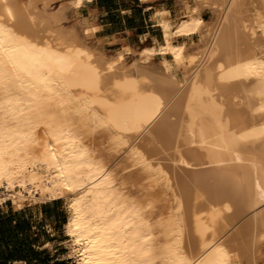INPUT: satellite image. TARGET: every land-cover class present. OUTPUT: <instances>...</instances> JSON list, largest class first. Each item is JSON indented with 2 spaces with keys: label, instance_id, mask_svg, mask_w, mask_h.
Returning a JSON list of instances; mask_svg holds the SVG:
<instances>
[{
  "label": "bare ground",
  "instance_id": "bare-ground-1",
  "mask_svg": "<svg viewBox=\"0 0 264 264\" xmlns=\"http://www.w3.org/2000/svg\"><path fill=\"white\" fill-rule=\"evenodd\" d=\"M56 1L0 0V203L64 199L76 264H264V0L183 1L128 66Z\"/></svg>",
  "mask_w": 264,
  "mask_h": 264
},
{
  "label": "crops",
  "instance_id": "crops-1",
  "mask_svg": "<svg viewBox=\"0 0 264 264\" xmlns=\"http://www.w3.org/2000/svg\"><path fill=\"white\" fill-rule=\"evenodd\" d=\"M57 1L53 4L68 2ZM183 1L192 0H89L81 2L78 17L71 13L76 21L86 19L88 25L96 26L89 38L93 45L110 55L120 53L128 58L136 57L144 47H157L163 42L160 21H170L174 30L184 15ZM163 11L166 15L161 14ZM200 16L205 22L214 17L207 9H202ZM175 37L173 43L185 42L188 47L199 40L198 34L191 39ZM153 58L160 62L158 55ZM67 218L63 204L54 200L42 202L35 210L0 204V264H64L54 247L61 243L55 237Z\"/></svg>",
  "mask_w": 264,
  "mask_h": 264
},
{
  "label": "rangeland",
  "instance_id": "rangeland-1",
  "mask_svg": "<svg viewBox=\"0 0 264 264\" xmlns=\"http://www.w3.org/2000/svg\"><path fill=\"white\" fill-rule=\"evenodd\" d=\"M195 0H192V1H187V2H189V3H193ZM80 4H81V2H80ZM60 5V3L59 4H52L49 8H48V10H47V12H50V11H52L54 8L55 9H57L58 8V6ZM57 7V8H56ZM79 8H80V5H79ZM54 9V10H55ZM208 11H209V14H210V17L212 16V14L214 15V17L213 18H215L216 17V13L215 12H213V10H211V9H208V8H206ZM71 12H69L68 13V19H66L64 22H63V28H71V26L72 25H78V23H79V21L77 20L76 21V19L73 17V14H72V16H71ZM78 17V16H77ZM213 18L211 19V21L213 20ZM78 22V23H77ZM205 22V21H204ZM75 23H77V24H75ZM205 23H208V22H205ZM210 23V22H209ZM79 26V25H78ZM66 28V29H67ZM96 30V26H94V31ZM91 35V34H90ZM89 35V38L92 36H90ZM198 35H199V40L201 41V35L198 33ZM189 39H191V38H189ZM198 40V42H193L192 43V46H190V48H192V47H194V46H196V44H200L201 42ZM87 42H88V46L89 47H97L96 45H93V43L90 41V39L88 40L87 39ZM195 44V45H194ZM103 51V50H102ZM112 56H114V55H110V53L108 52V51H103V53L102 54H100L99 55V63H102V62H104V61H107V60H109V59H111V57ZM104 58V59H103ZM133 58H135L134 56H130V57H128V58H124L125 59V64L128 66L130 63H131V61L133 60ZM169 63H172L170 60H169ZM150 64H152L154 67H157V66H159V60L158 59H155V60H152V62L150 63ZM104 145H105V143H103ZM103 144H102V146H103ZM124 149H121V150H119V151H117V152H115V154H111V156H113V157H111V156H105V157H107L108 159H105L107 162H109L111 165H112V167H115V170H117L116 171V173L118 174V173H121L122 172V170H123V168H124V170H123V172L124 171H127L126 169H125V167L127 166H130L131 165V161L130 160H128V159H124V161H123V158H121L123 155H124V151H123ZM123 151V152H122ZM120 152H122V153H120ZM116 153H117V156H120L121 154V157H119L120 159H122V161H123V163H122V161L121 160H119V158H117V156H116ZM120 154V155H119ZM115 155V156H114ZM104 157V158H105ZM115 159V160H114ZM126 160V161H125ZM128 160V161H127ZM120 161V162H119ZM117 162V164L119 165H117V167L115 166L116 163ZM122 163V164H121ZM115 164V165H114ZM130 168H131V166H130ZM127 169H129V167L127 168ZM122 172V173H123ZM125 173V172H124ZM133 193H135L134 191H133ZM44 202H48V201H44ZM61 203L63 204V206H64V208H65V210H66V212H67V217H68V214H69V212H68V209H67V205H66V201L64 200V199H61ZM0 204H3V205H11V206H14V208H30V209H36V208H38V206L40 205V204H42V202L41 201H39V200H37V199H26V200H24V201H22L21 202V204L20 203H15L12 199H10V200H7V201H5V202H3V203H0ZM67 220V219H66ZM65 224V223H64ZM58 236H56L55 237V239L57 240L56 242H61L60 244H58V245H56L54 248H57L58 249V252L57 253H55V254H59L60 256H61V258H62V261L63 262H65L64 264H76V262H77V259H78V256H77V251H76V248L73 246V242H72V239L70 238V237H68L66 234H65V231H64V227H62V231L61 232H59L58 234H57ZM48 248H50V246L48 247ZM53 248V247H52ZM262 260H263V262H264V257L263 258H261V260H260V262L261 263H263L262 262Z\"/></svg>",
  "mask_w": 264,
  "mask_h": 264
},
{
  "label": "trees",
  "instance_id": "trees-1",
  "mask_svg": "<svg viewBox=\"0 0 264 264\" xmlns=\"http://www.w3.org/2000/svg\"><path fill=\"white\" fill-rule=\"evenodd\" d=\"M54 202L61 203V199L54 200ZM65 222H66V219L64 220L63 223H65ZM61 263H63V261Z\"/></svg>",
  "mask_w": 264,
  "mask_h": 264
}]
</instances>
